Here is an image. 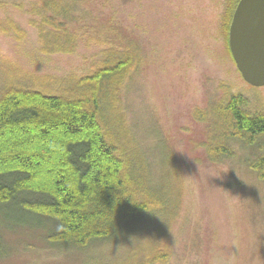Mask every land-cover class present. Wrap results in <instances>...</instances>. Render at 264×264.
<instances>
[{
    "label": "rangeland",
    "instance_id": "obj_1",
    "mask_svg": "<svg viewBox=\"0 0 264 264\" xmlns=\"http://www.w3.org/2000/svg\"><path fill=\"white\" fill-rule=\"evenodd\" d=\"M54 1L68 6L55 22L75 40L66 52L44 50L43 0H0V93L77 100L85 79L130 55L99 119L163 208L86 250L52 247L47 221L39 230L6 222L0 264H264V179L251 169L264 137L251 147L229 140L220 116L232 96L264 116V88L243 81L229 52L231 0ZM215 147L233 156L210 155Z\"/></svg>",
    "mask_w": 264,
    "mask_h": 264
},
{
    "label": "trees",
    "instance_id": "obj_2",
    "mask_svg": "<svg viewBox=\"0 0 264 264\" xmlns=\"http://www.w3.org/2000/svg\"><path fill=\"white\" fill-rule=\"evenodd\" d=\"M239 1H230L227 33ZM41 9L38 31L44 50L66 52L75 40L55 22L68 19V6L43 0ZM132 66L131 56L123 55L97 71L83 81L87 87L77 100L18 89L0 93V229L12 222L39 230L47 221L52 247L86 250L163 208L152 191L143 189V178L128 173L129 162L116 155L99 119L101 98H109L112 83L121 82ZM245 105V99L232 96L220 116L231 130L227 139L251 147L264 137V116H251ZM209 151L233 156L225 147ZM251 169L264 179V155ZM1 245L0 233V250Z\"/></svg>",
    "mask_w": 264,
    "mask_h": 264
},
{
    "label": "water",
    "instance_id": "obj_3",
    "mask_svg": "<svg viewBox=\"0 0 264 264\" xmlns=\"http://www.w3.org/2000/svg\"><path fill=\"white\" fill-rule=\"evenodd\" d=\"M228 48L243 81L264 88V0H240L228 31Z\"/></svg>",
    "mask_w": 264,
    "mask_h": 264
}]
</instances>
